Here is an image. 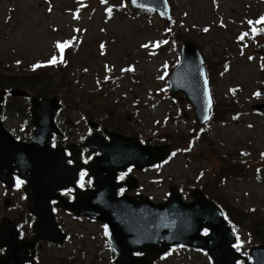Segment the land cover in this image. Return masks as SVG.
I'll use <instances>...</instances> for the list:
<instances>
[{
	"label": "rangeland",
	"instance_id": "obj_1",
	"mask_svg": "<svg viewBox=\"0 0 264 264\" xmlns=\"http://www.w3.org/2000/svg\"><path fill=\"white\" fill-rule=\"evenodd\" d=\"M112 1L115 9L107 17L108 5L101 0H0L1 80L8 82L4 78L12 75L24 78L40 97L59 98L63 94L68 99V92L83 96L87 102L77 105L76 101L68 99L61 111L66 118L62 120L77 125L82 123L78 109L91 108L98 115L105 107L114 105L119 97V105L116 103L113 111L119 114V124L129 130L131 136L142 134L178 148L172 165L163 172H168L171 179L176 175V183H184L186 188L195 183V187L206 190L213 199L229 204L234 210L233 219L264 241V117L250 111L252 104L264 102V54L255 55L258 50L254 46L259 44L264 49V32L252 41L244 36L239 45L236 43L240 35L249 32V21L262 15L264 3L168 0L173 5L178 31L174 36L167 35L170 41L160 47L158 42L165 39L160 32H166V24L157 13L132 14L121 8L118 1ZM173 41L197 45L205 61L209 60L213 66L212 86L217 100L226 94L235 95L236 105L242 110L237 122L230 125H224L229 120V114L224 113L223 121L212 125V137L202 134L196 146L189 136L194 129L190 106L183 100L172 103L167 94V79H162L179 61L180 53ZM67 42L73 44V64L68 70L66 86L58 88L56 75L53 80L46 78L33 72L32 66L36 63L52 65V57L57 58L60 52L57 45ZM108 78L115 81L104 94L99 90L104 88ZM9 103L15 104L10 113H6L7 127L17 129L22 119L16 117L13 110H23L25 101L15 99ZM189 146L192 151L188 152L186 166L179 154L188 151ZM241 151L247 152L245 158L250 160V169L244 170L241 179L227 176L223 187L214 185V172L221 165L219 159L238 162ZM253 167L259 170L258 175L250 171ZM162 194L163 190L157 189V198ZM251 206H255L253 212L245 213ZM64 225L71 239L59 249L46 250L45 264L109 262L106 251L100 254L107 242L101 237L99 225L73 220L64 221ZM255 237L248 235L245 240L253 244ZM157 264L209 263L206 256L177 248Z\"/></svg>",
	"mask_w": 264,
	"mask_h": 264
},
{
	"label": "water",
	"instance_id": "obj_2",
	"mask_svg": "<svg viewBox=\"0 0 264 264\" xmlns=\"http://www.w3.org/2000/svg\"><path fill=\"white\" fill-rule=\"evenodd\" d=\"M144 1L132 0L131 3L144 9H156L168 18V9L164 0ZM182 49L184 53L182 60L168 79L169 90L171 97L174 98L180 93L185 94V99L193 106L197 128L208 120L211 106L208 83L203 62L199 56H196L193 46L185 44ZM11 94L26 95L19 90H12ZM2 95L3 93L0 92V102ZM32 103L34 106L42 105L36 103V99H33ZM43 105L49 107L47 115L50 122L55 110V101L48 100ZM252 109L264 113V105H256ZM34 122L37 124L36 120ZM37 144L35 137L33 144L19 146L0 129V156L9 150L11 154L9 161L15 164V168L27 181L25 191L32 205V213L37 218L34 231L42 234L45 239L59 238L49 201L55 190L72 185L73 179L63 182L60 175L64 174L65 170L59 167L58 180L53 164L38 157ZM97 149L101 152V156L97 157L91 166L95 178V190L89 193L88 198L83 199L78 196L75 203L69 205L63 203L62 207L79 216L91 213L89 217L104 222L109 231L108 239L111 247L117 255V259L112 264H152L147 258L149 254L157 257L168 245L175 243L207 250L215 264L234 263L237 256L229 247L233 242V236L230 237L227 225L218 215L215 214L212 220L206 215L208 210L212 214L215 209L213 204L203 199L200 194L195 193V202L185 205L181 203L176 191H172L170 202L163 205H153L147 200L134 201L127 197H119L118 200L114 197L115 187L111 182L113 172L110 173V170L121 171L129 165L140 170L153 163H160L169 155L167 147L142 146L134 137L112 136L110 144H99ZM3 163L0 160V166L2 165L0 169H4V172L0 171V178L9 181L10 170L8 164ZM68 172L71 176L72 170ZM195 204L201 207L195 208ZM5 225L3 223L2 229ZM203 226H207L206 237L198 235ZM134 252L142 253L144 256H133ZM250 256V264H264L263 249H253ZM0 264L4 263L0 261Z\"/></svg>",
	"mask_w": 264,
	"mask_h": 264
},
{
	"label": "flooded vegetation",
	"instance_id": "obj_3",
	"mask_svg": "<svg viewBox=\"0 0 264 264\" xmlns=\"http://www.w3.org/2000/svg\"><path fill=\"white\" fill-rule=\"evenodd\" d=\"M6 107L5 105L4 108ZM26 113L27 107H24L19 113V117H23L26 120V123L20 121V130H18V134L21 135L20 141L23 143L28 142V135L31 134ZM113 116L116 118H113ZM58 119L59 117L56 119L57 124ZM82 121L78 125L76 123H68L66 130H60L61 135L59 137L52 136L48 142L49 150L54 148L61 149L60 153L55 157V163L52 165L56 177L58 178L59 176L58 168L62 167L65 170V173L60 175L63 182L73 179L72 185L55 190L52 199L49 201L51 212L53 211L57 226L62 233L61 243H54L34 231L36 218L32 213V205L25 191L27 181L15 168V164L11 163L9 159L5 160L6 162L9 161L5 163L8 164L10 170L8 172L10 180L4 181L1 179L0 181V261L2 263L45 264L44 252L46 250L49 248L59 249L71 239V233L65 229L64 221H87L101 226V224L92 222L93 220L89 218L76 217L72 212L63 209L61 205L75 202L78 196L86 199L89 197V193L95 190V178L90 171V164L100 153L94 151L92 142L107 144L110 142L111 136H128L131 133L119 124V114L116 113L103 118L98 117L96 114H88L85 118H82ZM134 136L138 137L135 134ZM93 137L94 139L91 140ZM137 139L145 145H164L160 142H155L151 137H138ZM88 140L90 141L89 146L85 147L83 144ZM163 143L172 146L168 142ZM70 170H72L71 176L70 172H68ZM155 170V166L141 171L134 167H129L124 171L110 170V173L113 172L111 182L115 187L114 197L119 199V196H128L138 199L143 194L148 195L147 190L154 192L156 188L154 184ZM160 190L164 191L163 188ZM160 198L163 197L160 196ZM3 223L6 224L4 229H2ZM101 237L106 242L108 241L107 235L101 234ZM102 251H106L109 254L110 261L113 256L110 247L107 245L101 249L100 254ZM94 257L98 258L97 255H94Z\"/></svg>",
	"mask_w": 264,
	"mask_h": 264
},
{
	"label": "trees",
	"instance_id": "obj_4",
	"mask_svg": "<svg viewBox=\"0 0 264 264\" xmlns=\"http://www.w3.org/2000/svg\"><path fill=\"white\" fill-rule=\"evenodd\" d=\"M103 1H106V0H103ZM72 56H73L72 53L69 50H67L65 52V54L63 55L62 60L58 61L57 63H55L52 66V69L58 68V69H56V71H53L52 73L47 68H45L43 66L34 67L33 69L35 71H33V72H37L40 75H44V77L52 79V80H53V77H55V75H56L57 81L59 82V84H57V87L60 88L61 87L60 85L65 83L69 79L68 70H69V67L72 66V64H73ZM0 73H1V71H0ZM4 79H6L8 82H4L3 79L1 80V78H0V83H2L1 81H3L2 85L0 84V88H4L6 86H8V88L28 87L31 90L29 84H27V82L24 78H20V77H17L15 75H12V76H9V78H4ZM28 88H26V89L29 90ZM32 92H34V91H32ZM62 95H60V96L62 97ZM100 96H102V94H100ZM103 111H104V113L109 114L108 113L109 111L107 109H103ZM224 170L225 169H223V168L221 169V171H224ZM237 171H239L240 175L243 173L241 168H240V170L237 169Z\"/></svg>",
	"mask_w": 264,
	"mask_h": 264
},
{
	"label": "snow or ice",
	"instance_id": "obj_5",
	"mask_svg": "<svg viewBox=\"0 0 264 264\" xmlns=\"http://www.w3.org/2000/svg\"><path fill=\"white\" fill-rule=\"evenodd\" d=\"M257 23H264V17L261 18L260 21H257ZM205 31H207V29H205ZM243 38V37H242ZM68 45L67 44H58L57 47L61 50V52H63V49L65 47H67ZM57 62V59L56 57H52V60L50 61V63H56ZM35 67H40V65H36ZM211 104V101L209 100V105ZM106 234H107V230H106Z\"/></svg>",
	"mask_w": 264,
	"mask_h": 264
}]
</instances>
